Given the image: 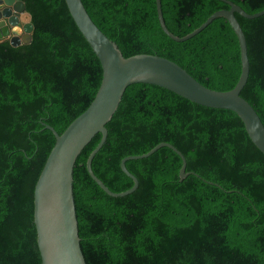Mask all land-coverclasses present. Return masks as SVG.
<instances>
[{"label":"trees","instance_id":"16d2710c","mask_svg":"<svg viewBox=\"0 0 264 264\" xmlns=\"http://www.w3.org/2000/svg\"><path fill=\"white\" fill-rule=\"evenodd\" d=\"M32 40H0V264H42L34 222V190L56 136L93 101L103 77L97 54L65 0H23ZM248 13L264 0H231ZM99 28L128 57L157 54L204 85L232 89L241 74L239 39L224 17L186 41L161 28L156 0H83ZM167 27L184 36L224 0H161ZM245 33L249 78L241 91L264 123V14L235 13ZM92 168L113 191L134 181L121 167L129 155L160 142L148 157L129 159L138 188L114 197L91 177L87 159L97 133L74 168V195L87 264H264V153L233 110L195 103L165 87L133 83L106 125ZM212 183H211V182Z\"/></svg>","mask_w":264,"mask_h":264},{"label":"water","instance_id":"95a60500","mask_svg":"<svg viewBox=\"0 0 264 264\" xmlns=\"http://www.w3.org/2000/svg\"><path fill=\"white\" fill-rule=\"evenodd\" d=\"M224 1L230 8L215 11L200 26L184 36L176 35L167 27L161 0H156V6L161 28L176 41L192 38L218 17H224L230 22L239 39L242 68L236 85L229 90L210 88L175 61L157 54L139 53L126 57L117 43L94 22L83 0H65L74 21L100 59L103 77L88 108L62 133H58L53 126L46 125L54 132L56 142L34 190V222L42 264H87L79 234L74 168L79 155L97 133L102 134L101 140L88 156L87 169L101 188L114 197L130 194L139 186L138 178L127 168L126 161L148 157L163 146L170 147L181 157V181L191 173L200 176L196 172L186 171L185 155L169 142H160L146 153L129 155L122 159V170L134 181V185L125 191H113L95 174L92 162L107 139L106 125L118 109L126 88L131 84H157L195 103L235 111L243 120L251 140L264 153V123L252 104L241 95L249 78L250 60L247 39L235 15L239 13L246 18H256L264 14V9L248 13L233 1ZM17 25L21 29L19 33L13 32ZM33 30L31 14L26 10L23 0H0V40L9 39L14 46L29 43Z\"/></svg>","mask_w":264,"mask_h":264},{"label":"clouds","instance_id":"9594fccd","mask_svg":"<svg viewBox=\"0 0 264 264\" xmlns=\"http://www.w3.org/2000/svg\"><path fill=\"white\" fill-rule=\"evenodd\" d=\"M22 23H23V20H22ZM20 31H21V29H20V26L19 25L15 26L13 28V32H15V33H19Z\"/></svg>","mask_w":264,"mask_h":264}]
</instances>
